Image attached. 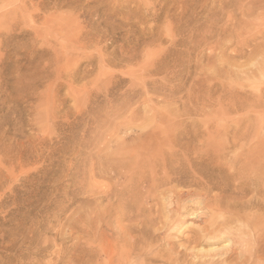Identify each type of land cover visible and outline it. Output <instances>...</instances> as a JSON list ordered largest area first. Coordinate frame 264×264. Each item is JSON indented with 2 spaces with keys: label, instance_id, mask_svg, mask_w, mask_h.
Masks as SVG:
<instances>
[{
  "label": "rangeland",
  "instance_id": "obj_1",
  "mask_svg": "<svg viewBox=\"0 0 264 264\" xmlns=\"http://www.w3.org/2000/svg\"><path fill=\"white\" fill-rule=\"evenodd\" d=\"M263 173L264 0H0V264H264Z\"/></svg>",
  "mask_w": 264,
  "mask_h": 264
},
{
  "label": "bare ground",
  "instance_id": "obj_2",
  "mask_svg": "<svg viewBox=\"0 0 264 264\" xmlns=\"http://www.w3.org/2000/svg\"><path fill=\"white\" fill-rule=\"evenodd\" d=\"M92 1V0H91ZM90 11V10H89ZM111 169V168H110ZM264 174V173H263ZM263 180H264V178H263ZM257 184H261V183H257ZM261 186H263V184H261V185H259L258 187H261ZM263 189V188H262ZM39 192V191H38ZM43 193V192H42ZM35 194V193H34ZM176 209V208H175ZM201 213V212H200ZM122 216V215H121ZM124 216H125V214H124ZM196 216H198V215H196ZM193 217H195L194 215L193 216H191L189 219L191 220ZM180 221V220H179ZM187 221H184V224L186 223ZM180 222H178V224H179ZM184 224H182V226L184 225ZM219 227H221V226H219ZM226 227V226H225ZM203 229V228H202ZM222 229H224V228H222ZM99 231V230H98ZM124 232L125 230H121V232ZM127 232L129 231V230H126ZM125 231V232H126ZM216 231V230H215ZM223 231V230H222ZM99 233V232H98ZM119 233V232H118ZM164 233V232H163ZM226 233V232H225ZM121 234H123V233H121ZM121 234H118V236H120ZM127 234V233H126ZM128 234H130V232L128 233ZM210 234V233H209ZM220 234V233H219ZM99 235V234H98ZM131 235V234H130ZM95 236V235H94ZM96 236H97V232H96ZM125 236V235H124ZM132 236V235H131ZM213 236V235H212ZM215 236V235H214ZM123 237V236H122ZM125 237H127V236H125ZM227 237V236H226ZM98 238V237H97ZM120 238H121V236H120ZM127 238H129V237H127ZM133 238H134V236H133ZM95 239V238H94ZM99 239V238H98ZM125 239V238H124ZM124 239H123V241H124ZM135 239V238H134ZM137 239V238H136ZM139 239H140V237H139ZM99 240H101V238L99 239ZM99 240H98V242H99ZM118 239H116V242H118L117 241ZM127 240V239H126ZM125 240V241H126ZM228 240H230V242L232 241L231 240V238H229ZM94 241H96L97 242V240H94ZM121 241V240H120ZM128 241H130V240H128ZM226 241V240H225ZM115 242V243H116ZM131 242V241H130ZM135 242V241H134ZM138 242V241H137ZM144 242V241H143ZM205 242V241H204ZM215 242V241H214ZM121 244L123 243L122 241L120 242ZM29 244V243H28ZM94 244V243H93ZM113 245H114V243H112ZM119 244V243H118ZM125 244V243H124ZM131 244V243H130ZM219 244V243H218ZM231 244H233V243H231ZM230 244V245H231ZM108 245V244H107ZM109 245H111L110 243H109ZM109 245H108V247H109ZM117 245V244H116ZM115 245V246H116ZM120 245V244H119ZM123 245V244H122ZM133 245V244H132ZM127 246V245H126ZM136 246V245H135ZM140 246H141V244H140ZM139 246V247H140ZM153 246V245H152ZM113 247V246H112ZM112 247H111V249L110 250H106V260H105V262L104 261H100V262H104V264H136L137 263V258H139L140 259V254L139 253H137V252H135V254L134 253H132L130 250H128L129 251V253H126V249L128 248V247H126V249H124V250H122V248L120 249V247H119V249H120V251L119 252H121L120 254L118 253V255H117V249H116V247L115 248H113L112 249ZM122 247V246H121ZM131 247V246H130ZM210 247V246H209ZM216 247V246H215ZM106 248V247H105ZM124 248V247H123ZM132 248V247H131ZM137 248V247H136ZM152 247L149 245V248H145L146 249V252H152L151 250L153 249H151ZM118 249V250H119ZM133 249V248H132ZM142 249V248H141ZM199 249H201V248H199ZM203 249V248H202ZM245 249V248H244ZM103 250V249H102ZM101 250V251H102ZM139 250V249H138ZM138 250H136V251H138ZM216 250H218L217 248H212L211 249V251H215L216 252V254H217V252L218 251H216ZM248 250V249H247ZM100 251V252H101ZM105 251V250H104ZM108 251V252H107ZM123 251H125V252H123ZM143 251H145V250H143ZM142 251V252H143ZM154 251V250H153ZM194 252V251H193ZM202 252H203V250H202ZM195 253V252H194ZM252 253V252H251ZM132 254H134V255H136L135 257H132ZM191 255V254H190ZM210 255H212V254H210ZM209 255V256H210ZM217 255H219V254H217ZM221 255V254H220ZM252 255H254V253H252ZM117 256V257H116ZM157 256V255H156ZM200 255H198V253L197 254H195L194 255V257L195 258H197L199 261H198V263L199 264H221L222 262L219 260V259H217L216 257L217 256H214V254H213V256H210V258L209 259H207V258H205L204 257V255H202V256H200ZM143 257V256H142ZM155 257V256H154ZM102 259H103V257H101ZM104 260V259H103ZM141 261V260H140ZM97 262V261H96ZM172 263V262H171ZM141 264V263H140Z\"/></svg>",
  "mask_w": 264,
  "mask_h": 264
}]
</instances>
